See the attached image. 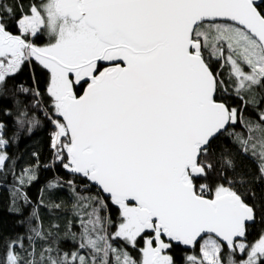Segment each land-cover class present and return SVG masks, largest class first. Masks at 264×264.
<instances>
[{"label": "snow or ice", "instance_id": "snow-or-ice-1", "mask_svg": "<svg viewBox=\"0 0 264 264\" xmlns=\"http://www.w3.org/2000/svg\"><path fill=\"white\" fill-rule=\"evenodd\" d=\"M33 61L49 76L53 158L96 193L68 181L75 251L37 224L0 264H177L174 245L199 247L189 264H264V0H0V94ZM19 91L41 103L35 82ZM36 178L23 170L13 205Z\"/></svg>", "mask_w": 264, "mask_h": 264}, {"label": "trees", "instance_id": "trees-1", "mask_svg": "<svg viewBox=\"0 0 264 264\" xmlns=\"http://www.w3.org/2000/svg\"><path fill=\"white\" fill-rule=\"evenodd\" d=\"M40 46L47 43V36L35 40ZM228 69H222V74L226 75ZM48 73L42 69L38 62L33 61L26 65L14 77L7 79V87L3 94H0V124L4 125L3 135L8 144L0 151H4L9 160L6 161V170L0 172V257L10 240L21 237L24 246H28L29 227L40 224L44 230L50 231L64 251H75L77 245L70 239V232L79 234L81 232L80 217L77 212V198L69 180H74L76 192L81 196L94 195L96 188L89 185L87 181L74 177L64 169L61 164L54 160L52 149L49 147L52 125L45 118L44 110L49 105L45 102L49 100L46 93L48 84ZM34 82L39 86L43 96L41 103L35 104V98L31 93L25 95L19 91V86H32ZM239 103V101H235ZM25 110L29 117H35L40 121L31 133L27 131V125L21 127L19 120L20 112ZM240 130L239 128L237 129ZM38 153V160L33 153ZM241 169L245 174H256V161L242 156L240 157ZM26 168H35L36 179L23 186L22 191L28 196L30 203L24 204L17 200L13 205L14 190L20 188L18 183L21 173ZM57 187H50L53 184ZM59 204L60 207L53 208L52 205ZM20 209L19 212L12 211L13 207ZM33 209L39 213V220H32L29 223ZM112 219H117V211L112 207ZM59 225V228H53ZM113 228L115 225L112 226ZM259 226L254 230L250 239H253ZM58 234V235H57ZM142 246V245H141ZM130 254L136 259H140L138 249L128 248ZM172 254L177 264H189L188 256H200V249L197 247L192 251H185L180 246L172 249Z\"/></svg>", "mask_w": 264, "mask_h": 264}, {"label": "water", "instance_id": "water-1", "mask_svg": "<svg viewBox=\"0 0 264 264\" xmlns=\"http://www.w3.org/2000/svg\"><path fill=\"white\" fill-rule=\"evenodd\" d=\"M93 187L96 188L95 185H93ZM180 247H181L183 250H185V251H192V250L196 249V248H192V247H190V246H183V245H180Z\"/></svg>", "mask_w": 264, "mask_h": 264}]
</instances>
